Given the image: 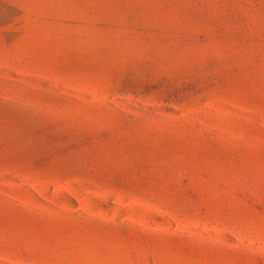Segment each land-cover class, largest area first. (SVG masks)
Listing matches in <instances>:
<instances>
[{"label": "rangeland", "instance_id": "rangeland-1", "mask_svg": "<svg viewBox=\"0 0 264 264\" xmlns=\"http://www.w3.org/2000/svg\"><path fill=\"white\" fill-rule=\"evenodd\" d=\"M0 264H264V0H0Z\"/></svg>", "mask_w": 264, "mask_h": 264}]
</instances>
